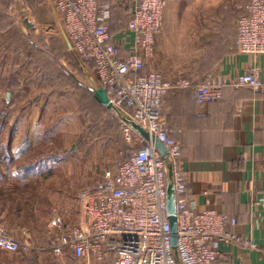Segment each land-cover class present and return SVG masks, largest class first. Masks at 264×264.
Masks as SVG:
<instances>
[{"label":"crops","instance_id":"1","mask_svg":"<svg viewBox=\"0 0 264 264\" xmlns=\"http://www.w3.org/2000/svg\"><path fill=\"white\" fill-rule=\"evenodd\" d=\"M101 1L112 11L108 29L120 58L129 59L135 52L132 39L117 24L131 2ZM248 2L167 0L163 29L154 51L144 58L146 70L162 74L166 83L183 77L192 82L187 89L171 92L163 104L164 121L182 144L180 168L191 195L202 209L223 214L227 231L258 244L257 249L222 245L215 264H264V211L258 205L264 192V93L236 85L250 72L264 82V55L242 54L237 47V20ZM54 4L55 0H0V224L30 246L17 253L0 249V264L80 263L71 253L57 258L52 250L55 239L47 231L39 234L32 226H18L23 208H12L20 203V195L10 189L16 188L17 177L22 179L23 166H35L28 174L32 179L54 175L45 170L66 162L65 150L92 122L104 132L103 120L109 116L112 125L121 128L111 109L103 105L108 115L102 113L87 76L69 60ZM214 53H220L217 63L209 64ZM210 77L224 87L218 100L201 105L192 87ZM105 136L109 141L97 143L89 158L79 156L80 178L73 185L78 189L58 193L63 199L57 208L68 224L79 222L82 193L96 187L125 149L109 133ZM58 156L62 162L57 165ZM65 208L78 209L73 214ZM54 233L58 236L60 231Z\"/></svg>","mask_w":264,"mask_h":264},{"label":"built area","instance_id":"2","mask_svg":"<svg viewBox=\"0 0 264 264\" xmlns=\"http://www.w3.org/2000/svg\"><path fill=\"white\" fill-rule=\"evenodd\" d=\"M130 2L125 31L135 52L123 60L110 36L112 11L107 5L101 0H55V12L62 21L59 34L69 54L87 76L92 93L106 90L125 141L137 146L127 159L108 167L93 190L81 195L77 224H68L55 214L49 226L60 234L53 254L64 259L71 253L79 264H215L222 245L257 249L254 240L226 230L223 214L202 209L191 195L180 168L182 144L166 126L163 104L171 92L187 89L192 82L183 77L168 84L162 74L147 71L144 62L163 29L167 0ZM237 47L242 54L264 55V0H249L244 7L237 20ZM236 85L264 93V82L254 72L243 75ZM223 87L221 80L210 77L196 86L195 99L201 105L215 102ZM114 109L141 126L151 140ZM155 140L163 144L165 154ZM170 165L176 195V246L168 212ZM258 205L264 211V192ZM0 249L17 253L30 246L0 224Z\"/></svg>","mask_w":264,"mask_h":264},{"label":"rangeland","instance_id":"3","mask_svg":"<svg viewBox=\"0 0 264 264\" xmlns=\"http://www.w3.org/2000/svg\"><path fill=\"white\" fill-rule=\"evenodd\" d=\"M19 15V14H18ZM17 15V16H18ZM21 23L24 21V18H20ZM121 21V20H120ZM123 22V19L122 21ZM58 25V23L56 24ZM54 24V28L57 27ZM57 33V32H56ZM30 37H33L32 35H29ZM34 38V37H33ZM32 38V40H34ZM220 56V53H214L211 54V60L209 61V64L217 63V60ZM111 114L114 112L112 110L109 111ZM111 116V115H110ZM112 117V116H111ZM103 121L106 120V126L104 127V132H101L97 130L98 125L97 122H92V124H89L87 128H85L82 132L76 134V136L72 140V145L70 150H65V163L60 166L54 167H48L45 172H54V175L49 176L47 178H29L28 177V171L33 169L35 166H24V172L22 174V179L17 177V186L16 188L10 189V192L16 193L17 200L20 203H17L16 206H12V208H23V215H19L17 217V224L22 229H25L26 227L32 226L33 230L37 233H42L47 231L51 236V239L56 238V233L53 229L50 228L49 222L52 220V218L55 216L56 213H60L57 208L58 203L61 202L63 199L62 196H60V190L65 192L68 189L76 190L77 187L73 186L76 184V179L80 178V164L82 161L78 159L79 156H83L85 158H89L90 150L99 142H108L109 140L106 139L105 133H109L110 137H114L115 140H119L121 144H124L125 149H123L120 152L119 158L117 161H122L124 159H127L134 148L137 146L136 144L130 145L128 144L122 135V131L120 128V125L118 129L111 121L110 117H105ZM115 120V119H114ZM117 132V134H115ZM104 133V134H103ZM59 157H56V163L58 165ZM99 160V159H98ZM111 167V166H110ZM19 179V180H18ZM80 183L81 180L79 179ZM78 181V182H79ZM13 186V183L10 185ZM75 187V188H73ZM84 193V192H83ZM82 193V194H83ZM11 201V204H14L15 200L14 197ZM75 197H71L68 199H74ZM68 210H71V212L76 210L78 208H65ZM68 215V214H67ZM70 216V215H68ZM73 218L72 216H70ZM8 229V228H7ZM9 230V229H8ZM25 234L26 230H23Z\"/></svg>","mask_w":264,"mask_h":264},{"label":"water","instance_id":"4","mask_svg":"<svg viewBox=\"0 0 264 264\" xmlns=\"http://www.w3.org/2000/svg\"><path fill=\"white\" fill-rule=\"evenodd\" d=\"M95 98L105 107H107L108 109L112 108V105L110 104V100L109 97L107 96L106 90L104 88H99L95 91L94 93ZM116 110V114L119 115L121 118L127 120V122L129 123V125L137 132H139L141 135H143V137L146 140H151L149 134L141 127L139 126L136 122H134L133 120H131L129 117L126 116V114L120 110L114 109ZM155 144L156 146L160 149L162 154L166 153V149L163 146V144H161L159 141L155 140ZM169 186H168V212L170 215V219H171V226H172V231H173V244L176 246L177 243V236H176V232H177V226L175 224L176 221V195H175V191L173 188V173H172V166H169Z\"/></svg>","mask_w":264,"mask_h":264},{"label":"trees","instance_id":"5","mask_svg":"<svg viewBox=\"0 0 264 264\" xmlns=\"http://www.w3.org/2000/svg\"><path fill=\"white\" fill-rule=\"evenodd\" d=\"M116 14L118 15V13L116 12ZM122 19H123V22H121L122 21ZM121 20V21H120ZM128 20H129V9H126V10H122V12L119 14V18H118V24L117 25H119V27H118V29H119V31H123L124 29H126V27H127V23H128ZM66 52H67V55H68V57H69V60H72L74 63H75V61H74V59L72 58V56L69 54V52L66 50ZM78 69L80 70V68L78 67ZM200 84V83H199ZM198 84H194L193 85V87H192V90L194 91V93H195V88H196V86H197ZM90 94H94V93H92V92H90ZM95 100H96V102L99 104V105H101L100 103H99V101L95 98ZM165 102V101H164ZM197 102V101H196ZM210 104V103H209ZM102 106V109H103V112L102 113H104V115H108V111H106L105 110V108H104V106L103 105H101ZM119 124V123H118ZM166 126L168 127V125H167V123H166ZM118 127L119 126H117L116 128L118 129ZM115 134H117V132H115ZM123 135V134H122ZM123 138H124V136H123ZM124 140H125V138H124ZM19 169H21V168H18V172H19ZM22 172H24V166H23V168H22ZM30 171H31V169L27 172L28 174L30 173Z\"/></svg>","mask_w":264,"mask_h":264}]
</instances>
